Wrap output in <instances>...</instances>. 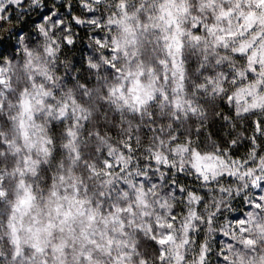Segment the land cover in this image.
<instances>
[{
	"label": "clouds",
	"instance_id": "9594fccd",
	"mask_svg": "<svg viewBox=\"0 0 264 264\" xmlns=\"http://www.w3.org/2000/svg\"><path fill=\"white\" fill-rule=\"evenodd\" d=\"M0 264H264V0H0Z\"/></svg>",
	"mask_w": 264,
	"mask_h": 264
}]
</instances>
